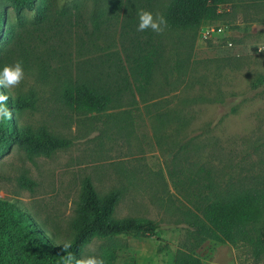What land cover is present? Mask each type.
Instances as JSON below:
<instances>
[{
    "label": "rangeland",
    "instance_id": "374dc122",
    "mask_svg": "<svg viewBox=\"0 0 264 264\" xmlns=\"http://www.w3.org/2000/svg\"><path fill=\"white\" fill-rule=\"evenodd\" d=\"M171 1L36 0L18 19L0 0V69L20 61L25 72L5 91L36 98L15 122L71 141L50 157L31 158L16 145L1 152L0 199L68 243L90 179L100 197L121 191L116 219L151 220L158 229L153 237L94 240L84 261L108 264L113 250L111 264H174L183 251L203 264H264L249 245L208 240L197 248L193 232L194 205L264 193V0H230L214 22L225 32L208 39L201 29L136 30L140 11L163 17ZM149 51L154 75L139 92L135 61ZM76 84L109 94L112 106L73 111L62 94ZM23 176L33 190L20 186ZM262 228L264 214L248 226L252 237Z\"/></svg>",
    "mask_w": 264,
    "mask_h": 264
},
{
    "label": "trees",
    "instance_id": "16d2710c",
    "mask_svg": "<svg viewBox=\"0 0 264 264\" xmlns=\"http://www.w3.org/2000/svg\"><path fill=\"white\" fill-rule=\"evenodd\" d=\"M19 19L24 11H35L36 0H7ZM230 0H172L163 15L165 26L181 31H196L204 25L218 21L224 13L220 5ZM2 19L0 18V23ZM4 35L0 27V36ZM156 53L149 51L135 61L134 73L139 92H143L153 79ZM5 102L11 119L0 121V153L16 145L31 158L50 157L56 151L71 145V141L51 134L45 127L34 130L20 127L15 117L26 110H34V93L12 97ZM62 100L77 113L103 114L112 106L109 94L100 93L87 84L67 87ZM21 187L33 190L35 182L27 177L19 179ZM122 197L115 190L100 197L90 179L82 185L76 217L71 223L72 238L68 243L47 235L45 227L37 224L28 213L12 201L0 199V264H83V254L94 240L113 239L119 235L153 237L158 225L151 220L134 218L116 219L114 214ZM198 213L193 224L194 240L198 248L208 240L233 247L249 245L255 256L264 254V228L252 237L248 226L259 223L264 214V193L247 192L224 199H207L203 205H194ZM67 245V247H65ZM108 264L116 259L113 250L107 254ZM174 264H203L190 252L179 251Z\"/></svg>",
    "mask_w": 264,
    "mask_h": 264
},
{
    "label": "clouds",
    "instance_id": "9594fccd",
    "mask_svg": "<svg viewBox=\"0 0 264 264\" xmlns=\"http://www.w3.org/2000/svg\"><path fill=\"white\" fill-rule=\"evenodd\" d=\"M139 22L137 31H145L151 29L156 33L163 31L165 20L163 17L156 15L150 11H140L138 13ZM25 75L22 62L17 61L14 64L5 65L0 69V88L8 89L20 84ZM8 100L7 95H0V121L11 119L12 113L7 108L5 102ZM67 247V245H65ZM83 264H103V261L95 257H91L83 261Z\"/></svg>",
    "mask_w": 264,
    "mask_h": 264
},
{
    "label": "built area",
    "instance_id": "2783aa9c",
    "mask_svg": "<svg viewBox=\"0 0 264 264\" xmlns=\"http://www.w3.org/2000/svg\"><path fill=\"white\" fill-rule=\"evenodd\" d=\"M225 11H227V4L220 5L218 7L219 13L222 14ZM224 32H225V27L220 24H216V23H211L210 25H207L201 28V34L203 38H206V39L211 38L213 36L222 35ZM229 44L231 45V43Z\"/></svg>",
    "mask_w": 264,
    "mask_h": 264
}]
</instances>
